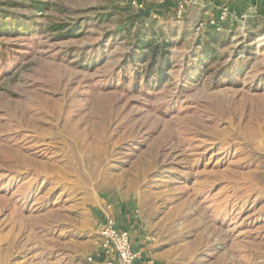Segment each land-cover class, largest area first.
<instances>
[{"label":"rangeland","instance_id":"rangeland-1","mask_svg":"<svg viewBox=\"0 0 264 264\" xmlns=\"http://www.w3.org/2000/svg\"><path fill=\"white\" fill-rule=\"evenodd\" d=\"M47 7L0 0V264H88L114 212L168 264H264V20L199 0ZM76 21L68 40L44 29Z\"/></svg>","mask_w":264,"mask_h":264},{"label":"built area","instance_id":"built-area-1","mask_svg":"<svg viewBox=\"0 0 264 264\" xmlns=\"http://www.w3.org/2000/svg\"><path fill=\"white\" fill-rule=\"evenodd\" d=\"M182 11L185 5L178 3ZM143 6V5H140ZM219 18L223 21L224 15ZM218 20H211L212 26H217ZM205 23L201 24L203 27ZM97 248L105 255L103 262L97 263L93 257L88 258V262L92 264H138L144 261V264H156L153 251L138 250L135 248V241H133L132 232L129 229H123L118 224L116 217L111 214L107 215L102 227L98 231L95 239Z\"/></svg>","mask_w":264,"mask_h":264},{"label":"crops","instance_id":"crops-1","mask_svg":"<svg viewBox=\"0 0 264 264\" xmlns=\"http://www.w3.org/2000/svg\"><path fill=\"white\" fill-rule=\"evenodd\" d=\"M206 1L208 3H206L205 0H203V1L199 0L200 6H204V8H205L204 10H206L207 7H210V5L213 2L214 5H216V6L217 5H222V6L228 5L233 9H235L234 6H237V8L235 10L239 11V13L251 15L252 17L259 16L261 19L264 20V0H206ZM195 2H196V0H195ZM112 214L116 217V220L118 221V224L121 226V228L131 230L132 236H133V241H135V248L136 249L141 250V251L147 250V249L151 250L150 244H148L147 241H145V238H143V236H140V232L139 231L135 232L137 229H139V226L137 224L132 222L131 223L132 226H130L131 224H128V223L125 224L123 222L124 217L120 218L117 215V213H115V212ZM95 239L93 241L94 244H93L92 251L87 256V259L90 257H93L95 262L100 263V262H103L105 260V255L97 248ZM154 258H155L156 264H168L160 256V253L154 254ZM88 264H92V263L88 262ZM138 264H144V261H142Z\"/></svg>","mask_w":264,"mask_h":264},{"label":"trees","instance_id":"trees-1","mask_svg":"<svg viewBox=\"0 0 264 264\" xmlns=\"http://www.w3.org/2000/svg\"><path fill=\"white\" fill-rule=\"evenodd\" d=\"M11 2L13 3H16V5H18V7L20 8H27L29 9L30 11H33V13L37 10V11H41V12H44L45 10H47V6L49 4V1L51 0H10ZM117 9V8H115ZM20 14L17 13H14L13 14V18H14V21L12 22H15L18 18H21V17H18ZM12 16V15H11ZM10 27L9 29L15 31L18 29V27H21V25H19L18 27L15 25V23H9ZM73 25V26H72ZM72 25H66V24H62V23H57V24H54V23H46V26H44L45 28V32H50V33H57V34H60V36H58L59 38L61 39H64V40H68L69 38H75L76 37V31L77 30H80V28H82L84 26L83 23H80L78 21L75 22V24H72ZM26 30H29L31 29L30 27L28 26H25L24 27ZM157 48L158 46H154L152 45V43L146 45L145 47L142 48V50L144 49H147L146 53H142V59L144 60H154V56L157 52ZM154 62V61H153Z\"/></svg>","mask_w":264,"mask_h":264}]
</instances>
